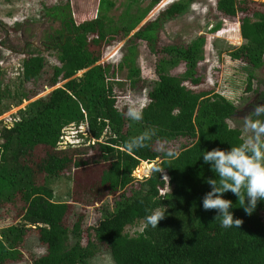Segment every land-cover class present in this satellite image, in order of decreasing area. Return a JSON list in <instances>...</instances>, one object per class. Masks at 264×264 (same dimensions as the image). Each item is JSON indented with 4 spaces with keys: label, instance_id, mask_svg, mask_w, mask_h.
I'll return each instance as SVG.
<instances>
[{
    "label": "trees",
    "instance_id": "trees-1",
    "mask_svg": "<svg viewBox=\"0 0 264 264\" xmlns=\"http://www.w3.org/2000/svg\"><path fill=\"white\" fill-rule=\"evenodd\" d=\"M160 1L148 0L134 13L114 18L108 14L114 3L98 0L95 16L84 20L76 19L70 1L46 6L45 16L59 22L45 35L59 64L44 76V58L30 52L21 61L14 89L4 84L0 66V115L34 97L43 85L64 81L17 109L11 124L0 127V217L6 221L0 227V264L21 261V249L32 233L45 251L31 256L29 264H89L102 246L116 264H264V200L248 215L233 193L223 194L233 203L234 219L243 221L239 228L221 227L220 219H214L217 211L203 209L202 198L211 190L205 181L216 178L203 161L204 151L230 150L244 139L239 128L228 124L235 111L229 99L212 89L185 85L200 82L203 37L158 45L162 22L184 13L197 0L173 1L139 25ZM253 2L216 0L224 15L239 14L243 43L228 56L242 64L247 76L244 91L251 89L253 71L264 62V11L252 9ZM126 37L121 61H101L106 46ZM138 40L154 58L155 77L147 90L143 119L137 122L117 107L113 89L123 69L130 87L142 81L134 61ZM6 99L12 102L6 104ZM70 125H85L87 139L62 146L63 130ZM149 129L156 135L147 147L124 150L126 141ZM159 143L179 155L166 157L156 150ZM144 161L152 163L149 173L137 178L133 172ZM94 163L103 165L97 178L100 215L83 230L82 215L67 225L69 199H57L52 183L60 177L72 180L75 169ZM156 167L164 171L156 172ZM156 208L167 210L165 219L157 228H145L147 211ZM140 221V232L125 231Z\"/></svg>",
    "mask_w": 264,
    "mask_h": 264
},
{
    "label": "rangeland",
    "instance_id": "rangeland-1",
    "mask_svg": "<svg viewBox=\"0 0 264 264\" xmlns=\"http://www.w3.org/2000/svg\"><path fill=\"white\" fill-rule=\"evenodd\" d=\"M66 1L72 3L73 12L76 19H91L95 16L98 0H0V24L5 29H0V66L3 70V81L10 89L17 87L19 74L21 72V61L29 54H39L45 60L44 76H48L53 65L59 64L55 50L46 47L45 35L59 27L58 21H52L45 16V7L49 5H59ZM114 4L108 14L114 18L120 17L124 12L134 13L137 6H146L148 0H111ZM177 0H161L147 14L141 25L148 19H154L160 10L168 4ZM252 9L264 11V0H252ZM139 25L135 30L138 29ZM239 14L234 16L224 15L216 8V0H197L191 3L186 11L178 16L162 22V27L158 30V45L189 43L194 38L203 37V60L198 64V75L200 82L192 84L185 82V85L194 90H209L218 92L229 99L236 109H240L248 97V91H244L247 76L240 62L232 60L228 53L236 48L243 39L240 37ZM133 30L130 35L135 31ZM7 33L9 36H7ZM129 37V36H128ZM120 41H113L105 47L104 56L101 61L110 60L115 63L122 60L127 52V38ZM36 49L33 50V47ZM24 44L26 49L23 51ZM143 40L137 41V52L134 61L141 70L142 81L135 87H130L126 80V69H123L116 77L114 93L116 104L120 109L127 110L125 100L139 97L144 105L147 101V90L154 79L152 64L153 56L146 48ZM161 48L157 50L160 51ZM182 65L176 71L180 72ZM79 72L77 75H79ZM255 78H260V69L253 71ZM251 86L255 85V81ZM64 81L56 83L54 86L43 85L39 92L29 100L23 101L18 106H13L0 115V127L3 124L10 125L13 114L20 107L29 101L44 96L54 87L62 85ZM251 95V94H250ZM6 104L12 99L4 100ZM231 127H237L241 131L243 139L248 133L244 131L243 119L234 115L228 120ZM78 128L82 131V136H78ZM88 135L87 127L70 125L63 130L62 146L65 142L72 143L86 140ZM102 164H87L74 170L73 179L60 177L52 183L55 197L60 200L69 199L70 211L67 216V225L82 215V228L94 224L99 218V202L97 198L102 193L98 185V175L102 169ZM151 163H140L133 172L134 176L141 178L149 173ZM110 198L112 196H109ZM104 198V197H103ZM6 223L0 217V227ZM143 223L137 222L128 225L125 231L130 235H135L141 231ZM85 241V238L83 239ZM45 251V247L38 241L35 234H31L21 249L22 260L10 264H29L31 256H38ZM89 264H116L110 253L102 246L97 254L89 259Z\"/></svg>",
    "mask_w": 264,
    "mask_h": 264
},
{
    "label": "clouds",
    "instance_id": "clouds-1",
    "mask_svg": "<svg viewBox=\"0 0 264 264\" xmlns=\"http://www.w3.org/2000/svg\"><path fill=\"white\" fill-rule=\"evenodd\" d=\"M127 110L125 116L132 121L143 119V104L139 97L125 100ZM264 105L257 104L254 110L243 117L244 131L248 133L243 142L238 146H231L230 150L214 148L204 151L202 157L205 164L211 165V170L216 178H209L205 182L210 186L202 198L205 211L216 210L214 219H220L221 227L239 228L242 219H234L230 209L233 203L223 198L227 192L233 193L244 212L251 215L260 200H264ZM156 135L154 129L145 130L140 135L130 138L124 144V150L132 153L147 147L149 141ZM166 157L174 158L179 155L173 148L159 143L156 148ZM156 172L164 169L156 167ZM166 209L159 208L148 210L144 217V227L157 228L159 222L165 219Z\"/></svg>",
    "mask_w": 264,
    "mask_h": 264
},
{
    "label": "flooded vegetation",
    "instance_id": "flooded-vegetation-1",
    "mask_svg": "<svg viewBox=\"0 0 264 264\" xmlns=\"http://www.w3.org/2000/svg\"><path fill=\"white\" fill-rule=\"evenodd\" d=\"M0 29H5L2 24H0ZM7 36H9L8 33ZM2 40H0V44L2 43ZM46 47H48V45ZM25 49L26 44H24L23 51H25ZM258 69H260L261 77L254 79L256 83L251 86V89L248 91L251 95L248 94V97H246L240 109L235 108L233 115L241 116L243 118L254 110L255 105H264V62ZM261 118L264 119V117Z\"/></svg>",
    "mask_w": 264,
    "mask_h": 264
},
{
    "label": "built area",
    "instance_id": "built-area-1",
    "mask_svg": "<svg viewBox=\"0 0 264 264\" xmlns=\"http://www.w3.org/2000/svg\"><path fill=\"white\" fill-rule=\"evenodd\" d=\"M144 162H145V163H148V162H146V161H144ZM142 163H143V162H142ZM151 165H152V163H151ZM137 168H138V167H137ZM137 168H136V169H137ZM136 169H135V170H136ZM135 170H134V171H135ZM133 175H134V174H133ZM142 177H143V176H142Z\"/></svg>",
    "mask_w": 264,
    "mask_h": 264
}]
</instances>
